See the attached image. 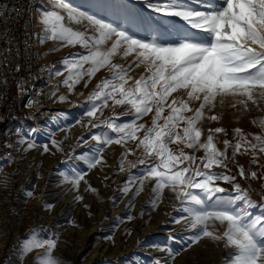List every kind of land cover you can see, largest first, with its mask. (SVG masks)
Here are the masks:
<instances>
[{"label": "snow or ice", "instance_id": "1", "mask_svg": "<svg viewBox=\"0 0 264 264\" xmlns=\"http://www.w3.org/2000/svg\"><path fill=\"white\" fill-rule=\"evenodd\" d=\"M146 6L174 20L179 19L190 31L181 32L174 23L167 30L174 29L178 33L175 40L149 39L140 36L132 26L126 28L80 10L70 0H52L50 8L40 10L38 18L42 32L38 37L41 43L56 42L59 46L56 50L69 46H79L83 50L64 57L61 67L49 73L50 78L67 71L62 85L72 91L81 81L86 88L102 69L111 73L90 93L85 113L100 120L99 124L89 121L93 128L103 127L108 131L80 137L77 146L87 144L89 139L96 144L78 158L87 162L88 169H95L106 164L105 147L125 146L117 169L124 171L127 157L139 152L137 161L129 162V167H143L137 168L135 173L130 172L120 189L127 195L135 188L130 206L134 207L135 198L144 191L146 182H152L150 206L158 207L167 189L180 202L178 211L188 214V217L173 221L180 224L188 219L193 230L184 250L203 238H210L223 241L225 249H236L225 257L224 264H264V214L257 216L249 211L254 202L248 189L236 182V175L229 174L228 166L229 147L232 148V163H236L238 154H250L251 162L259 163V154H264V118L253 121L261 128V133H245L236 128L233 139L223 141V149L214 142L215 134L227 135L223 127L208 129L206 139H201L204 135L201 122L205 118L219 119L216 115L206 117V110L213 111L217 102L223 105L225 99L230 98L233 107L243 104L247 111L248 101L259 108L257 97L264 98V0H146ZM76 25L80 27H74ZM117 57L125 60L132 57V60L125 65L114 62ZM141 67L143 74L138 78L133 76L132 73ZM59 99L63 102L66 97ZM194 103L196 107L192 106ZM28 106H32V101ZM117 106L127 108L119 115L100 119L104 109ZM129 114L128 121L117 123L120 116ZM150 114V125L139 123ZM22 142L27 143V150L37 146L35 142H27V138ZM129 142L135 143V149L128 146ZM51 144L61 150L55 139ZM201 150L203 156L197 157L195 153ZM43 151L50 152L48 144L43 145ZM152 158L154 162L149 163ZM237 167L242 179H264V176L258 177L256 171L246 174L243 165L237 164ZM86 175V172H75L62 179L78 191L81 181L87 184ZM218 181L231 188L221 186ZM85 190L96 192L90 185ZM26 195L32 197L34 193L28 191ZM75 199L82 201L83 197L78 195ZM45 207L51 209L53 205ZM126 219L131 221L134 217L129 214ZM217 224L226 227L220 232ZM106 239L114 243L113 236ZM56 245V239L38 238L34 230L23 242L21 254L44 246L50 251ZM156 248L172 260L180 254L172 247L157 245ZM46 264L61 262L48 259ZM155 264H160V260ZM164 264H169L167 259Z\"/></svg>", "mask_w": 264, "mask_h": 264}, {"label": "rangeland", "instance_id": "2", "mask_svg": "<svg viewBox=\"0 0 264 264\" xmlns=\"http://www.w3.org/2000/svg\"><path fill=\"white\" fill-rule=\"evenodd\" d=\"M70 3L80 10L108 19L109 22L118 23L126 28L132 26L140 36L149 39L155 37L169 42L175 40L178 33L174 29L171 32L167 30L174 23L181 32L190 31L182 26L179 19L174 20L148 8L146 0H70ZM51 5L52 0H39L32 13L34 27L39 33L42 32V25L38 18L40 10L50 8ZM201 10L204 9L201 8ZM41 44L45 49V56L57 64L62 62L64 57L83 51L79 46L63 47L56 50L59 46L53 41ZM131 60L132 57L126 60L117 57L114 62L126 65ZM143 72L142 67L137 68L132 75L138 78ZM110 75V72L102 69L96 73L86 88L84 81H81L72 91H69L61 82L47 97H41L43 104L50 106L46 120L38 127L30 125L28 128L40 131L49 118L54 117L53 119L57 121H61L62 118H72L69 125L70 134L78 133L75 146L78 145L80 137L86 138L95 133L108 131L103 127L93 128L89 121L99 124L100 120L92 119L85 113L90 93L101 80ZM61 96L66 97L63 102L59 99ZM257 103L259 108L248 101V110L246 111L243 104L237 103L233 107V101L230 98L225 99L223 105L217 102L213 111L206 110V117L216 115L219 119L210 121L205 118L201 122L204 131L202 141L206 139L208 129L217 127L227 130V135L218 133L214 136V142L221 149L224 148L223 141L225 139H233V130L236 128L243 129L245 133H261V128L253 121L264 118V98L257 97ZM192 106L196 107L197 104L194 103ZM126 108L127 106H117L115 109L106 108L100 119L111 118L114 114L119 115ZM76 110H80V116L72 117ZM130 116L131 114L120 116L117 123L128 121ZM151 119L150 114L139 123L150 125ZM28 128H24L22 131ZM57 134L58 131L55 134V140L59 143L61 150L51 144L53 138L50 141H40L25 137L27 142H35L37 145L33 148L34 150H27V143L22 142V144L18 134L14 157L6 159L10 166L0 175V178L1 176L3 178L0 179V243H3V247L0 248V264H46L48 259L58 260L61 264H155L156 260H160V264H164L165 259L169 264H224L225 257L236 252L235 248L225 249L223 241L216 242L210 238H203L198 244L184 250L193 230L189 226L188 219L182 220L180 224L173 221L180 217H188V214L178 211L180 202L176 201L174 194L167 189L164 191L159 206L155 209L150 206L148 200L152 195V182H146L144 191L135 198L134 207L130 206L129 201L133 199L135 188L127 195H124L120 189L124 186V181L130 172L135 173L137 168L143 166L129 167V162L137 161L139 156V152H137V155L127 157L124 162V171H117L121 156L126 150L125 146L113 144L106 147V164L97 166L91 178H85L87 184L81 181L78 191L70 183L65 184V188L57 186L58 182L53 177L55 169L62 168L67 161L75 157L78 158L81 154V152H73V146L70 147L67 143H62L61 136ZM109 134L111 135L110 132ZM139 135L142 136L143 133L141 132ZM68 137L70 135L66 136V138ZM44 144L49 145V153H44ZM128 146L133 149L136 147L134 142H129ZM114 148L118 152H115ZM186 151L191 152L192 150ZM203 154L202 150L195 153L197 157L203 156ZM228 157V166L231 169L229 174L236 175V182L240 183L242 188L248 189L249 196L254 202V206L249 208V211L257 216L264 214V208L260 207V205H264V199H262L264 197V179H242L238 175L237 167V164L243 165L246 174L256 171L258 177L264 176V167H261L264 166V154H259L258 164L251 162L250 154H238L234 164L232 163V148L229 147ZM81 161L86 162L85 160ZM148 162H154V158L149 159ZM214 170L220 171L221 169ZM75 172L78 171L72 169L67 172V175H73ZM217 183L225 188H231L229 184H224L221 181ZM88 185L95 188L96 192L85 190ZM28 191H32L34 196H27ZM78 195L83 197L82 201L75 199ZM46 204H51L53 207L49 209L45 207ZM129 214L136 220L128 221L126 217ZM225 227L226 225L217 224L220 232ZM34 230L38 232V238L56 239V247L50 251L46 246L38 247L30 253L22 255L21 246ZM108 236L114 237V243L106 239ZM157 245L161 248L172 247L179 250L180 254L172 260L165 252L158 251Z\"/></svg>", "mask_w": 264, "mask_h": 264}, {"label": "built area", "instance_id": "3", "mask_svg": "<svg viewBox=\"0 0 264 264\" xmlns=\"http://www.w3.org/2000/svg\"><path fill=\"white\" fill-rule=\"evenodd\" d=\"M38 2L0 0V160L14 157L19 132L31 125L24 120L63 81L49 77L57 63L45 56L31 18Z\"/></svg>", "mask_w": 264, "mask_h": 264}, {"label": "bare ground", "instance_id": "4", "mask_svg": "<svg viewBox=\"0 0 264 264\" xmlns=\"http://www.w3.org/2000/svg\"><path fill=\"white\" fill-rule=\"evenodd\" d=\"M61 63L62 62H59L56 66V68H60L61 67ZM68 75L67 71L64 72L63 75H60L59 77L63 78L62 80H64L66 78V76ZM260 110V109H259ZM80 110H76L73 114H72V117H79L80 116ZM238 113V111H237ZM261 114V113H260ZM250 115V114H249ZM54 118V117H53ZM53 118H49L45 124H43L42 128L40 131H36L34 130V128H28L27 130L25 129L24 131H20L19 132V139H20V142L22 143L23 139L25 137H30L34 140H40V141H45V140H49L51 138L55 139L56 138V132L58 131V134L57 135H60L61 136V139L60 141L62 143H67L70 147H72V149L74 150L73 152H84L88 149L91 148L92 145L96 144L95 141L93 140H88V143L87 144H84L82 146H75V142H76V139L78 137V133H75V134H70V129H69V125H70V122L72 121V118H65L61 121H57L56 119H53ZM74 120V119H73ZM229 123V122H228ZM73 127V126H72ZM75 130V129H74ZM83 130V129H82ZM85 132V131H84ZM81 134V133H79ZM70 135V137L66 138V136ZM54 136V137H53ZM90 137V136H88ZM86 137V138H88ZM42 143V142H41ZM23 144V143H22ZM20 145V144H19ZM68 146V147H69ZM115 147V146H114ZM41 148V147H40ZM39 148V149H40ZM108 148V147H107ZM107 148L105 147L104 148V151H103V157H104V160L107 161V157H106V150ZM34 150V149H33ZM67 150V149H66ZM114 151L115 152H118V150H116L114 148ZM39 152V150H38ZM64 153V152H63ZM39 155V154H38ZM64 155V154H63ZM109 157V156H108ZM54 164V163H53ZM110 164V163H109ZM112 164V163H111ZM116 165V164H115ZM120 165V164H119ZM8 166L9 165V161L8 160H3V161H0V175L1 173L4 172V170L6 168H9ZM72 169H75L77 170L78 172H86L87 175L85 176L86 179L88 178H91L93 172H94V169H88L87 167V162H83L81 160H79L77 157L67 161L65 163V165L61 168V167H57L55 169V172H54V175L53 177L56 178V182H58V185L57 186H62V188H65V184H67L66 182L63 181V176L67 174V172H70ZM96 175V174H95ZM97 176V175H96ZM0 179H3L2 176ZM40 183V182H39ZM70 185V184H69ZM69 189V187H68ZM54 192V191H53ZM64 192V191H63ZM61 197V196H60ZM60 199V198H59ZM175 199V198H174ZM177 201V200H176ZM171 202V201H170ZM165 203V202H164ZM58 204V203H57ZM56 204V205H57ZM168 204V203H167ZM171 204V203H170ZM169 204V205H170ZM60 206V205H59ZM188 206V205H187ZM173 207V206H172ZM184 213V212H183ZM183 213H180V214H183ZM164 214V213H163ZM187 214V213H186ZM74 215V214H73ZM135 219V218H134ZM136 220V219H135ZM159 221V220H158ZM134 222V221H133ZM143 223V222H142ZM141 224V223H140ZM159 224V223H158ZM133 226V225H132ZM147 227V226H146ZM140 228V227H139ZM148 229V228H147ZM148 232V231H147ZM205 242V241H204ZM3 247V243H0V248ZM184 258V257H183ZM186 259V258H185ZM189 261V260H188ZM215 261V260H214ZM193 263V262H192Z\"/></svg>", "mask_w": 264, "mask_h": 264}, {"label": "trees", "instance_id": "5", "mask_svg": "<svg viewBox=\"0 0 264 264\" xmlns=\"http://www.w3.org/2000/svg\"><path fill=\"white\" fill-rule=\"evenodd\" d=\"M49 107L50 106L48 104L45 105L43 104L42 99H39L36 104L35 113H33V115L29 116L28 118H26L24 121L26 123L34 125L35 127H38L46 120Z\"/></svg>", "mask_w": 264, "mask_h": 264}]
</instances>
